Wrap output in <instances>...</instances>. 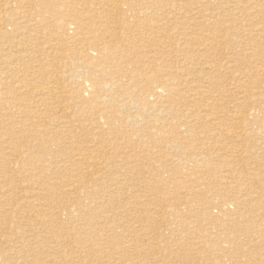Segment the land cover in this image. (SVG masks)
Wrapping results in <instances>:
<instances>
[{"label":"bare ground","instance_id":"obj_1","mask_svg":"<svg viewBox=\"0 0 264 264\" xmlns=\"http://www.w3.org/2000/svg\"><path fill=\"white\" fill-rule=\"evenodd\" d=\"M192 1L196 4L195 7H192L193 6L192 4H191L192 6L189 5ZM212 1L213 0H179L176 1L178 3H172L169 6V1L167 0H0V176L1 177L3 176L2 181L5 184L9 185L8 188L6 187L9 193L12 194L16 193L15 195H17V197H18V193L22 192V189H20L21 186H19V184L22 181V180L20 181V179H24V178L31 179L32 180L31 190L33 192L32 195L33 197H35L33 201H32L33 197L31 198V202L29 200L30 198L28 199L29 201L27 200L24 201V203L26 202L27 204L29 202L31 204L34 203L33 205L31 204L27 205L29 206V209L27 207L28 210L27 209L24 210L23 208H21L22 207L21 204L23 202L17 205L18 203L17 200H15V198L13 199V201L9 199V198H13L10 197L11 195L4 196L6 198L2 199L3 196L1 194L0 196V264H121V261L122 262L124 261L122 260L121 257L124 254H126V257L127 256L130 257L131 253L133 257L136 258L135 259L136 261L131 260V262L123 263V264H201V261L198 262L195 261L194 259L197 258L204 259L202 255H199L202 247L204 248L207 247L208 249L209 247H213V249H215L216 252L217 251L219 252V250H221L222 251L221 255L226 257L228 260V262L226 261L224 263H212V264H264V253L257 254V252L253 253V251H250L249 253L244 255V257L246 256V258H244L243 256L242 258L240 256V250H241L240 246L242 244L244 245V243H241L240 242L241 239L238 240L237 236L230 237L228 233H225L227 230L225 232L222 231L220 234H216V235L207 234V236H211V237L219 236L218 239H221L222 241V242L214 241L213 244L211 242L213 240H211L210 238H207L203 243L200 241L196 242L195 240L197 238H196L195 230L190 231V233L187 234L189 236H192L191 238L187 237L188 240L177 239L174 234L175 231L173 232V228L169 226L170 223L168 224L165 219L166 218L165 217L166 213L164 214L165 209L162 210L164 206L162 208L159 207L161 208L160 210H157L155 208L143 207L140 201L142 199L139 198L140 200L134 201V205L130 207L135 210L133 214V218H131L129 214L130 218L126 219L124 218V212H121V180L123 179L122 177L124 176V174L121 177L120 168L122 161L121 160L122 144L120 145L117 139L119 138V136H121V131H123V129H121V115L118 113L119 108L116 105V103L121 105V101H124L123 102L124 104L126 102H133L135 106L139 105L142 108L144 107V109L146 110V112H144L145 115L146 114L149 115L151 109L159 110L160 112L155 111L158 115L160 114L166 115L167 113L169 114V116L170 114L175 115V113L177 114L178 112V107H177L178 104L171 103V102H175V98H176V97H171V95L177 90V86L181 84L178 80H175L176 79L175 77L169 74L170 73L169 71H168L169 73H166L167 71H164L165 73L162 74L159 73L160 71H162V70L159 71V67L161 68V66H163V63H165L163 60H161L164 55L162 56L161 55L159 56L158 54L153 55V58L156 61L150 58L149 55H146L144 53H142L144 54L142 56H137V57L133 56L134 58H130L132 57V54L134 53L137 54V52L134 53L133 52L129 53V52L130 50H132L133 45L134 46L136 45L138 37L135 36V38L132 37L129 38L127 36L126 33L128 32L136 33L135 32L136 30L134 29L135 24L134 26H132L128 24V22L126 21L128 20V17L135 18L134 20L138 19L141 28L146 33L148 31H151L154 32L155 34H161V35H166V34L180 35L185 33L192 34L194 30H196L195 27L206 25L205 22L202 23L200 21H195V19L198 17L205 18L206 10L209 9V6L216 5V3L218 4V0H215L214 2ZM232 1L233 3L235 2L237 7L240 9V13L245 12L247 13V15H250V14H254L255 12L256 13L258 12L257 14L263 12V10L261 9L262 7H259V5H261L262 2H264V0H248L249 7L254 8V13L250 11L251 10L250 8L240 7V4L241 2H243V0H232ZM182 9L183 10L188 9L185 15L181 13ZM213 14H214V20H212ZM221 14L222 12L220 11L209 10L210 17L208 18V21H209V25H211L210 32H214L213 36L216 37L218 35L217 33H219L223 36L218 35L219 36L218 38L221 37L222 39L225 37L226 34L221 32H226V30L223 29L221 25L218 26L219 22H217V18ZM233 14H234L233 12H230L228 14V18L231 19V17L229 16ZM150 17L151 19H148ZM171 19H180V20L182 19L181 20L182 22L180 23L179 26H172ZM230 19L228 20L230 21ZM229 21H227V23ZM185 26H187V29L190 30L189 32L184 31V29H186ZM213 27L216 31H212ZM121 28H124L128 32L121 31ZM141 28L139 29L141 30ZM256 28L257 31H260L262 33L264 32V25L258 26ZM230 29L232 31L231 35L236 33L231 26L229 27V30ZM144 34L141 33V35ZM141 35L140 37L142 38ZM127 37L129 38V41L127 42L125 41L126 42L125 45H123V43L121 44V40L124 42V40ZM188 37H190V35H188ZM155 38L156 37H151V39L153 40ZM145 43L147 42L145 41ZM122 46L125 47V49L127 48L126 60L123 62L125 63L129 62L131 63V65L136 63V65H133L135 67L131 71L124 70L123 68L121 69V48H123ZM208 46L209 44L207 45V47ZM252 47H250V50L253 49ZM256 47L257 46L255 45L253 52H250V54L248 53L249 55H252L251 57H254ZM210 50H211L210 48H207L206 51L208 52L206 53L207 55L209 54L211 58L212 57L219 58L220 56H223V52L221 54L220 51L218 52V51H212V50L210 51ZM230 51L232 50L230 49ZM174 52H176V50ZM160 53H164V51L161 50ZM200 57L201 56H199V58ZM173 58L175 60V57ZM223 59L225 61H223L222 64H217L216 62L215 64L208 61L206 62L203 61L205 63L204 65H202L203 63L202 64L200 63L203 66L201 73H203L204 75V73L207 72L206 74L209 75L208 79L210 78V80H213V82L211 81L212 85H215L213 84L215 83L214 82L215 79L222 77L226 74L227 71L225 73L222 72L223 67L235 66L240 71L241 68V61L239 62L240 59L237 60L238 63L236 62V64L233 65L229 64L230 62L228 56H225ZM151 62H155L157 68L154 69L151 68L152 67ZM256 67L258 68L259 66L253 65L249 68V70L252 71V76L255 77L256 74L254 75L253 72L256 73V71H259L258 73H262L264 75V68L260 69L259 67L258 70ZM174 68L176 69V67ZM192 68L189 69L194 70ZM154 70H156L155 74L150 73V71H154ZM182 71L183 73H181ZM184 71L186 70H182V69L178 70L177 75L187 76V72ZM197 72L198 71L194 73ZM201 73L198 72L199 75ZM236 75L235 74L232 75L234 81L236 80L237 77ZM125 79H129L130 81H133L135 84L140 83L141 81H145L146 84L144 86L136 87L135 91H131L128 94H122L121 89L123 87L124 84L123 81ZM202 79L205 80L204 78ZM251 80L252 78L250 79V81ZM257 80L258 79H256V81ZM190 81H192V78ZM252 81L254 82V80ZM206 88L207 87H205V89ZM196 89L198 90V87ZM237 90L236 92L240 91V89L238 91ZM260 90L263 91V89ZM180 91L181 89H179L178 92ZM212 91L209 90L203 92V96H205L204 95L205 93H209V95L207 94L208 95L207 103L205 101L203 103H206L207 108H211L213 110L212 112H208V111L206 112L204 111L205 113L202 112L203 115L200 116V118H202L200 120H204V122H208L210 119H212L211 121H213V119L215 121L216 119H220V115H218V113L214 111L215 107H217L218 105L217 103L219 102V97L218 95L216 96L215 94H213ZM196 93L198 94L199 92L196 91ZM221 94H223V92ZM193 95L196 94L193 93ZM258 95L256 94L255 95L256 98H254L252 94L251 95L248 94L246 98H248V100L250 101L258 100L256 102L261 103V100H259L260 97L257 98ZM187 96L188 99H191L193 97L191 95H187ZM194 98L196 100L197 99L202 100V97L201 98L194 97ZM221 98L223 99L222 96ZM246 98L243 100H246ZM152 99H154L156 103L155 102L153 103ZM67 102L70 104V106L74 104L73 111L69 112L67 110L68 109L66 107ZM168 102H170L169 105H166ZM159 103H161V105H158ZM240 104H242V102ZM112 105H114L116 108L112 107ZM257 106H255V108ZM262 109L263 110L260 111V114H256V111L255 113H253V111L249 112V116H252V118L251 120H249L248 123L246 122V117L248 116L246 114L241 116L242 120L241 119L240 120H241V124L243 125V130L241 131L237 130L238 125L236 126L232 122L233 126L234 125L236 126V129L235 130L232 129L233 130L232 132L230 131L231 137H233L235 140L238 141L239 138H241L244 140L243 142H245L247 141V139L253 138L255 136H257L258 138L259 136H262V134L258 136V132L254 131L256 127L257 128L260 127V130L261 128H263L262 131L264 130V116H263L264 107ZM245 110H249V109H245ZM237 111H239L240 113V110L237 109ZM197 112L199 111H196V113ZM246 112L248 114V111ZM181 115L183 120L186 118L184 120L185 122L184 124L180 125V122L183 121V120L181 121V117H180V119L178 118L179 121L177 120L178 122L176 123V125H174L175 123L174 124L171 123L170 126L167 128V125L165 124L166 122L164 123L163 121L157 119L155 122L153 121L154 123H152V127L156 126L155 124H158L157 121H159L161 124H159V127L156 126L157 131L160 133L168 131V134L171 136L172 139L176 137L175 136L176 134L177 135L180 133L182 134L183 131L179 130L180 127L182 126L184 127V131H186L187 133L192 131L194 132V130H192V127L190 128V124L197 122V118H195L197 117V115L191 112L182 113ZM167 117L165 116V118ZM165 120L166 119H164V121ZM86 122H88V124ZM246 128L252 130L249 131ZM152 129L151 131H153ZM188 129H191V131H189ZM244 129H246V132ZM105 130L109 131V133H106ZM216 130L220 131L218 129ZM105 134H107L108 138L105 137ZM108 134L110 136L113 135L114 139L113 138L111 139V137ZM215 135L217 136L218 133ZM198 137L199 139L195 138V140L197 141L201 140L200 134ZM218 138L220 137L218 136ZM153 139L151 138L150 140V142L153 141L152 144L149 142V144L146 145L145 143L148 140L146 141L145 139H139V141H137L139 149H141L140 150L141 152L139 153L137 152V156L141 155V153L144 152L145 149H147L144 146L146 147L154 146L155 148V146L158 145L157 143L154 142L155 140ZM28 140L30 143L27 144L26 142ZM130 141H132L131 138ZM173 141L175 140L173 139ZM225 141L223 142L225 143ZM229 141H231L230 138ZM231 142H233V140ZM128 143H130L131 145L132 142H128ZM169 143H170V148L175 147L177 145V144H173L171 140L169 141ZM194 143L196 144V142ZM252 143L250 144L253 145ZM242 144L241 147L243 146ZM184 145L185 143L183 144V146ZM213 147H215V145ZM260 147H262V145L261 146L259 145V148L258 147L256 148L260 149ZM208 149L209 148H207L206 151ZM227 149L229 150L230 148ZM161 150H163V148ZM238 150L239 149H237L236 150L237 152L236 151L235 152L237 156L240 157V155L242 154L238 153ZM170 151H173V149H171ZM199 151H202V149H200ZM241 151L244 152L245 150H241ZM154 153L156 152L154 151ZM164 153H166V151ZM232 154L235 155L234 152H232ZM141 156L142 158L146 157V154L143 153V155ZM219 157H222V154ZM249 158L250 157H248V159ZM177 160L179 161V159ZM186 160L187 159H185V161ZM210 160L212 161V163H214L213 159ZM136 162H137V158H136ZM237 162H239V159ZM130 165H131V161H130ZM134 165L140 167V165L138 164H134ZM124 166L126 165L124 164ZM142 168H145V166ZM250 169H256L257 171V168H250ZM206 170L208 171L207 167ZM224 172H226L227 174L226 180L223 181L224 184L226 185V187L230 188L235 194H239V195L234 196L233 199L229 197L227 199L223 198L222 200L220 199L221 201L218 202L207 200L205 198L204 201L206 203L216 204V205L219 204L221 206L222 205L225 206L224 209L226 210V212L223 210L219 211L222 213L216 217L209 216L210 212H204V213H206L210 219L215 221V225H220L221 229L223 228L225 229L227 225H231V226L233 225L235 227V230H247L250 228H254L255 229V230L253 229L254 239H252V241L254 244L259 246L262 245L263 247L264 226H259V224L256 223L257 217L261 219L264 217V211L261 210L262 207L257 206L260 201L262 202L264 201V177L262 176L263 174L259 178L258 174H256L255 176V174L251 175V173H249L246 178L243 177L245 178L243 183L236 182L235 184H233V182L227 180V178L229 179V176L231 178H234L235 176L232 173L231 169L230 170L227 169ZM197 174L195 175L196 176L195 180L202 182L203 179L201 180L200 176H197ZM228 174L230 175L228 176ZM149 179L150 178L148 177V180ZM17 180L20 181L19 184H16ZM163 181L165 182V180ZM210 182H211V186L214 185V182L213 183L212 181ZM258 182L262 183L259 186L257 185L259 190H252L250 188L251 185L257 184ZM160 183H162V181ZM202 183H205V181ZM141 184L143 183L141 182ZM220 187L222 188V186ZM153 188L154 187H152V189ZM126 190L123 189L122 191H126ZM246 191L249 193H247ZM186 193H187V197H184L185 198L184 202H190L191 204L192 198L190 197L189 192ZM186 193L184 192L183 194ZM172 194H174V192ZM198 195L201 196L202 191L201 193L198 192ZM244 195H246L247 197H244ZM162 198L164 200L165 197L162 196ZM157 200L159 199L157 198ZM244 201H247V203H243ZM151 204L153 205V203ZM243 204L244 205L247 204V206L249 204L250 205L249 210L254 214L247 217L245 216V219L243 218V221L248 220L249 222L248 224L240 222V219L243 214V211L241 209L243 208L242 207ZM12 206L15 207L13 208ZM187 206H191V205H187ZM235 214L236 216L238 215V218L234 217ZM220 216L222 218H220ZM222 219H227L229 223H224ZM125 221H129L127 225H124ZM149 221L155 223V225L148 224ZM135 222H138L139 225H136ZM187 227L185 228L190 229L189 227L188 228ZM193 238L196 239L192 240ZM252 241H249V243H252ZM230 246H232V248ZM223 247H227L228 249H223ZM189 248H191L193 252H188ZM202 264H209V263L206 261V263L204 262Z\"/></svg>","mask_w":264,"mask_h":264},{"label":"rangeland","instance_id":"obj_2","mask_svg":"<svg viewBox=\"0 0 264 264\" xmlns=\"http://www.w3.org/2000/svg\"><path fill=\"white\" fill-rule=\"evenodd\" d=\"M169 1V6L170 4L172 3H178L176 1H179V0H167ZM215 0H213L212 2H214ZM220 1V2H219ZM225 1V2H224ZM218 0V4L216 3V5H211L209 6V9L206 10V16L205 18H201V17H198L195 19V21H200V22H205L206 25L203 26L201 25L200 27H195L196 30H194V32L192 34H180V35H169V34H166V35H161V34H155L154 32H151V31H148L147 33L141 28L140 24H139V20L136 19L134 20L135 18H130L128 17V20L126 22H128V24L134 26L135 24V32H128L127 30H125L124 28H121V31H127L128 33L127 36L129 38H135V36L138 37V40L136 42V45L134 46L133 45V48L132 50H130L129 53L131 52H137L132 54V57L130 58H134V57H137V56H142L144 54L146 55H149L150 58H152L153 60H155L153 58V55H164L162 57L161 60H163L165 63H163V66H161V68L159 67V73L162 74V73H165L164 71H167L166 73H169L171 74V76L175 77L176 79L175 80H178L181 84L177 86V90L172 93L171 97H176L175 98V102H171V103H177V107H178V112L177 114L175 113L174 114H169L165 113L166 115L164 114H160L158 115L156 112H160L159 110H153L151 109L150 112H149V115H145L144 112H146V110L144 109V107L142 108L141 106L139 105H134L133 102H126L125 104L123 103L124 101H121V105L116 103V105L118 106L119 110H118V113L121 115V129H123V131H121V136L122 138H118L117 141L120 143V145L122 144L124 146L121 145V177L123 179L121 180V212H124V218L126 219H129L130 217L133 218V214H134V209L130 208L132 205H134V201L136 200H140L139 198H141L142 200L141 201V205L143 207H149V208H155L157 210H160L163 206V209L164 210V214L166 213V221L167 223L169 224V226H171L173 228V232L175 234V237L179 240L181 239H187L188 238H191L192 236H189L187 234L190 233V231H194L195 230V233H196V240L193 238L192 240H195L196 242L197 241H200V242H204L207 238H210L213 244V242H219L221 241V239H218L219 236H216V237H211V236H207V234H211V235H216V234H220L222 231L226 232L225 233H228V235L230 237L232 236H237L238 240H240L241 243H244V245L242 244L240 246L241 250H240V256L244 257V255H246L247 253H249L250 251H253V253H264L262 251H264V249H261V248H264V246L262 247L259 246V245H256L253 243L252 239H254L253 237V232H254V228H250V229H247V230H235V227L232 225H227V227H225V229H221V226L220 225H215V221H213L212 219H210L208 217V215L204 212H210L209 216H218L220 215L222 212H219V211H225L226 210L224 209L225 206H221L219 204H210V203H206L204 200L205 198L207 200H211V201H221L223 198L224 199H227L228 197L229 198H234V196H238L239 194H235L230 188L226 187V185L224 184V180H226V177H227V174L226 172H224L225 170H230L232 171V173L235 175L234 178H231L229 176V179L227 178V180L233 182V184H235L236 182H241L243 183V181L245 180V178L248 176L249 173H251V175L255 174H258V177L260 178L261 175L264 177V130L262 131L263 128H261L260 130V127H256L255 128V132H258V136L262 134V136H259V138L257 136L253 137V138H250V139H247V141L243 142L244 140L239 138V141L238 140H235L233 137H231V132L233 130L236 129V126L238 125V128L237 130H243V125L241 124V116H243L244 114H246L248 117H246V122L248 123L249 120H251L252 116H249V112H252L255 113L256 111V114H260V111H262L263 107H264V75L262 73H258L259 71H256V73L253 72V74L255 75V77L252 76V71L249 70V68L253 65L255 66H259L260 69L261 68H264V32H260V31H257L256 27L258 26H263L264 24V2H262L261 5H259V7H262L261 9L263 10V12H260L259 14H257L256 12L254 13V8L253 7H249V3H248V0H243V2H241L240 4V7L243 8V7H246V8H250L251 12H253L254 14H250V15H247V13L243 12V13H240V9L237 7V5L235 4V2L233 3V1L231 0ZM231 2V3H230ZM233 3V4H232ZM193 6H192V5ZM190 6L192 7H195L196 4L192 1L190 4ZM230 7V8H229ZM232 7V8H231ZM236 7V8H235ZM258 7V8H259ZM215 8V9H214ZM223 8V9H221ZM228 10H227V9ZM188 9H182L181 13L183 15L186 14V11ZM209 10H216V11H220L222 12V14L217 18V22H219V25H221V27L223 29L226 30V32H221V33H225V37L221 39L218 38L220 36H223L217 32L218 35L215 37L213 36V33L214 32H210L211 31V25H209V21H208V18L210 17L209 15ZM233 10V11H232ZM257 10V9H256ZM230 12H233L234 14L229 16L231 17L228 18V14ZM239 14V16H238ZM253 15V16H252ZM257 15V16H256ZM236 16V17H234ZM246 16V17H245ZM248 16V17H247ZM152 17V16H151ZM148 18V19H151ZM251 17V18H250ZM258 17V19H257ZM222 20H220V19ZM260 18V19H259ZM201 19V20H199ZM230 19V21L228 20ZM172 20V26H179L180 23L182 22L180 19H171ZM214 20V14H213V19ZM227 21H229L227 23ZM238 21V22H237ZM135 22V23H134ZM261 22V23H260ZM201 23V24H202ZM258 24V25H257ZM139 25V27H138ZM137 26V27H136ZM195 26V25H194ZM232 27L234 29V31L236 33H234L233 35L232 34V31L231 29L229 30V27ZM248 26V27H247ZM186 29H184L185 32H189L190 30L187 29V26H185ZM243 27V28H242ZM245 27V28H244ZM141 28V30L139 29ZM205 28V29H204ZM255 28V30H254ZM198 29V30H197ZM247 29V30H246ZM143 31V32H141ZM212 31H216L214 29V27L212 28ZM141 32L142 34L144 35H141ZM205 32V33H204ZM256 32V33H255ZM138 33V34H137ZM154 33V34H153ZM202 36H201V34ZM139 35V36H138ZM140 35L142 36V38L140 37ZM173 35V36H172ZM188 35H190V37H188ZM212 35V36H210ZM149 36V37H148ZM171 36V37H170ZM181 36V37H179ZM209 36V37H208ZM241 36V37H240ZM252 36V37H251ZM127 37V38H128ZM151 37H156L154 40L151 39ZM159 39H158V38ZM167 37V38H166ZM206 37V38H205ZM208 37V38H207ZM237 39H236V38ZM259 37V38H258ZM125 39L124 42L121 40V44L123 43V45L126 44L127 41H129V38L128 39ZM140 38V39H139ZM163 38V39H162ZM174 38V39H173ZM186 38V39H185ZM193 38V40H192ZM205 38V39H204ZM258 38V39H257ZM262 38V39H260ZM142 39V40H141ZM173 39V40H172ZM184 39V40H183ZM217 39V40H216ZM222 42H221V40ZM241 39V40H240ZM147 43H145V41ZM157 40V41H156ZM165 40V41H164ZM200 40V41H199ZM231 40V41H230ZM247 40V41H246ZM253 40V41H252ZM126 41V42H125ZM149 41V42H148ZM156 41V42H155ZM172 41V42H171ZM190 41V42H189ZM207 41V42H206ZM241 41V42H240ZM166 42V43H165ZM189 42V43H188ZM206 42V43H205ZM218 42V43H217ZM142 43V44H141ZM168 43V44H167ZM239 43V44H238ZM244 43V44H243ZM138 44V45H137ZM170 44V45H169ZM175 44V46H174ZM193 44V45H192ZM199 44V45H198ZM209 44V46L207 47V45ZM263 44V45H262ZM140 45V46H139ZM143 45V46H142ZM180 45V46H179ZM188 45V47H187ZM223 45V46H222ZM255 45L257 46L256 49H255V54H254V57H251L252 55H249L250 52H253L254 50V47ZM154 46V47H153ZM159 46V47H158ZM163 46V47H162ZM192 46V47H191ZM203 46V47H201ZM206 46V47H205ZM217 46V47H216ZM231 46V47H230ZM252 47L253 49L250 50V47ZM123 47V46H122ZM139 49H137V48ZM157 47V48H156ZM162 47V48H161ZM168 47V48H167ZM233 47V48H232ZM249 47V48H248ZM181 50H180V49ZM198 48V50H197ZM207 48H210L212 51H220L221 54L223 52V56H220L219 58H211L209 56V54L207 55L206 52V49ZM214 50H213V49ZM221 48V49H220ZM148 49V50H146ZM172 49V50H171ZM184 49V50H183ZM230 49L232 51H230ZM242 49V50H241ZM249 51H247V50ZM126 50L127 48L125 49V47L121 48V69L123 68L124 70H133V68L135 66L133 65H136L133 64L131 65V63L129 62H123L126 60ZM139 53H138V51ZM163 50L164 53H160V51ZM169 50V51H168ZM176 50V52H174ZM180 50V51H179ZM210 50V51H211ZM234 50V51H233ZM262 50V52H261ZM152 51V52H151ZM157 53H156V52ZM167 51V52H166ZM195 51V52H194ZM203 51V52H201ZM154 52V53H153ZM194 52V53H193ZM199 52V53H198ZM227 52V53H226ZM235 52V53H234ZM144 53V54H142ZM171 53V54H170ZM185 53V54H184ZM230 53V54H228ZM249 53V54H248ZM177 54V55H176ZM188 54V55H186ZM195 54V55H194ZM204 54V55H203ZM226 54V55H225ZM239 54V55H238ZM248 54V55H247ZM262 54V55H261ZM125 55V56H124ZM176 55V56H175ZM134 56V57H133ZM181 56V57H180ZM185 56V57H183ZM198 56V57H197ZM199 56H201L199 58ZM225 56H228L229 57V64H236V62L238 63L237 60H239V62L241 61V68H240V71L237 67H223L222 69V72H226V74L222 77H219L217 79H215V85H212L211 84V81L213 82V80H210V78L208 79V76L206 73H201L202 72V68L206 61L208 62H212V63H217V64H222L223 61H225L223 58ZM235 56V57H234ZM172 57V58H171ZM175 57V60L174 58ZM179 57V58H177ZM192 57V58H191ZM194 57V58H193ZM251 57V58H249ZM189 58V59H188ZM206 58V59H205ZM210 58V59H209ZM234 58V59H233ZM243 58V59H242ZM172 59V60H171ZM192 59V60H191ZM197 59V60H196ZM200 59V60H199ZM261 59V60H260ZM185 60V61H183ZM194 60V61H193ZM213 60V61H211ZM227 60V59H226ZM260 60V61H259ZM156 61V60H155ZM171 61V62H170ZM181 61V62H179ZM193 61V62H192ZM204 61V62H203ZM235 61V62H234ZM158 62V60H157ZM169 62V63H168ZM219 62V63H218ZM248 62V63H247ZM255 62V63H254ZM125 63V64H124ZM190 63V64H189ZM192 63V64H191ZM198 63V64H197ZM202 65H201V64ZM215 63V64H216ZM151 68H157V65L155 64V62H151ZM165 64V65H164ZM184 66H183V65ZM188 64V65H187ZM194 64V65H193ZM171 65V66H170ZM192 65V66H191ZM196 65V66H195ZM173 66V67H172ZM180 66V67H178ZM164 69H163V68ZM172 67V68H171ZM176 67V69L174 68ZM188 67V68H187ZM194 67V68H192ZM259 67L257 68L259 70ZM171 68V69H170ZM186 70L184 72H187V76L186 75H177V71L178 70ZM189 68H192L194 70H190ZM233 68V69H232ZM189 69V70H188ZM256 70V69H255ZM169 71V72H168ZM198 71L199 73H201L200 75L197 73H194V72ZM125 72V71H124ZM156 70L154 71H150V73H154L155 74ZM176 72V73H175ZM189 72V73H188ZM183 73V71L181 72ZM258 73V74H257ZM233 74H237L236 76V80L234 81V79L232 78V75ZM241 74V75H240ZM193 75V76H191ZM196 75V76H195ZM178 76V77H177ZM187 77V78H186ZM204 78L205 80H203L202 78ZM229 77V78H228ZM242 79H241V78ZM247 77V79H246ZM257 77V78H256ZM263 77V78H262ZM192 78V81H190ZM207 78V79H206ZM215 78V77H214ZM221 78V79H220ZM240 78V79H239ZM252 78V80H254V82L250 79ZM196 81H194V80ZM249 79V80H248ZM256 79H258L256 81ZM218 80V81H217ZM247 80V81H245ZM129 79H125L123 82V87L121 89V93L122 94H128L129 92L131 91H135L136 87H139V86H144L146 84L145 81H141L140 83H137L135 84L133 81H130ZM184 81V82H183ZM202 83H200V82ZM210 81V82H209ZM243 81V82H242ZM245 81V82H244ZM249 82V83H248ZM262 82V83H261ZM204 83V84H203ZM209 83V84H208ZM228 83V85H227ZM259 85H258V84ZM190 84V85H188ZM211 84V85H210ZM257 84V85H256ZM125 85V86H124ZM185 85V87H184ZM231 85V86H230ZM235 85V86H234ZM249 85V86H248ZM189 86V87H187ZM194 86V87H193ZM198 87V90L195 88ZM207 87L205 89V87ZM215 86V87H214ZM234 86V87H233ZM248 86V87H247ZM183 87V88H182ZM191 87V88H190ZM222 87V88H221ZM226 87V88H225ZM238 90L240 89L239 92H236L237 88ZM250 87V88H249ZM214 88V90H213ZM219 88V90H218ZM229 88V89H228ZM236 88V89H235ZM243 88V89H241ZM258 88V89H257ZM132 89V90H131ZM179 89H181L180 92ZM189 89V90H188ZM191 89V90H190ZM205 89V90H204ZM212 91L213 94H215L216 96L218 95L219 97V102L217 103V107H215L214 111L218 113V115H220V119H216V121L213 119V121H211L212 119H210L208 122H204V120H200L202 118H200V116L203 115V113H205L206 111L208 112H212L213 110L211 108H207L206 107V103H207V99H208V95L209 93H205L204 95L206 96H203V92L205 91ZM227 89V90H226ZM232 89V90H231ZM252 89V90H251ZM254 89V90H253ZM260 89H263L260 90ZM237 90V91H238ZM243 90V91H242ZM250 92H248V91ZM192 91V92H191ZM199 92L198 94L196 93ZM202 91V92H201ZM246 91V92H244ZM177 92V93H176ZM223 92V94H221ZM226 92V93H225ZM243 92V93H242ZM191 93V94H190ZM193 93H195L196 95H193ZM217 93V94H216ZM242 93V94H241ZM247 95H246V94ZM263 93V94H262ZM175 94V95H174ZM186 94V95H185ZM208 94V95H207ZM241 94V95H239ZM251 95L256 98V94L258 95L259 100H261V103H258L256 101L258 100H255V101H250L248 100V98H246L247 96ZM178 95V96H176ZM187 95H191L193 96L191 99H188V96ZM200 95V97H199ZM246 95V97H245ZM221 96L223 97V99L221 98ZM238 96V97H237ZM194 97H198V98H201L202 97V100H199V99H195ZM243 97V98H242ZM123 98V97H121ZM187 98V99H185ZM221 98V99H220ZM241 100H240V99ZM246 100H243L245 99ZM195 101H193V100ZM181 100V101H180ZM185 100V101H184ZM237 102H236V101ZM153 103L155 102L154 99H152ZM199 101V102H198ZM206 102V103H203V102ZM228 101V102H226ZM247 101V102H246ZM69 102V101H68ZM67 102V110L69 112L73 111L74 110V104H72V106H70V104ZM182 102V103H181ZM235 102V103H234ZM242 102V104H240ZM250 102V103H249ZM260 102V101H259ZM156 103V102H155ZM170 102H168L166 105H169ZM259 106H257L256 105ZM123 104V105H122ZM129 104V105H128ZM131 104V105H130ZM134 106H133V105ZM231 104V105H230ZM128 105V106H127ZM158 105H161V103H159ZM183 105V106H182ZM186 105V106H185ZM234 107H233V106ZM240 105V106H239ZM242 105V106H241ZM245 107H244V106ZM248 105V106H247ZM127 106V107H126ZM205 106V107H204ZM222 106V107H221ZM227 106V107H226ZM229 106V107H228ZM236 106V107H235ZM255 106H257L255 108ZM112 107L116 108L114 105H112ZM133 107V108H132ZM184 107V108H183ZM191 107V108H190ZM193 107V108H192ZM247 107V108H246ZM249 107V108H248ZM133 110H132V109ZM136 108V109H135ZM180 108V109H179ZM183 108V109H182ZM235 108V109H234ZM259 108V109H258ZM126 109V110H125ZM140 109V110H139ZM199 111L196 113V111ZM210 109V110H208ZM240 110V113L239 111ZM245 109H249V110H245ZM254 109V110H253ZM194 110V111H193ZM219 110V111H217ZM234 110V111H233ZM237 112H236V111ZM244 110V111H243ZM122 111V112H121ZM125 111V112H124ZM154 111V112H153ZM156 111V112H155ZM180 111V112H179ZM183 111V112H182ZM201 111V112H200ZM205 111V112H204ZM232 111V112H231ZM248 111V114L247 112ZM124 112V114H123ZM134 114H132V113ZM137 112V113H136ZM187 112H191V113H195V115H197V122L196 123H191L190 124V128L192 127V130H194L193 134L192 132H189L191 131V129H188L189 133H187L186 131H184V127H180V131H183L182 134H176L173 139L175 141H173V139L171 138V136L168 134V131H165L163 133H160L157 131V127H159V124H161L159 121H157L158 124H155L156 126L152 127V123H154L157 119H159L160 121H163L166 125H167V128L170 126V124H174L176 125V123L179 121L180 117L182 116L181 114L182 113H187ZM203 112V113H202ZM222 114H221V113ZM234 112V113H233ZM243 112V113H242ZM140 113V114H139ZM180 113V114H178ZM224 113H227V114H224ZM232 113V114H231ZM240 115V118H239V115ZM157 114V116H156ZM199 114V115H198ZM174 115V116H173ZM177 115V116H176ZM228 115V116H227ZM236 115V116H235ZM142 116V118H141ZM147 116V117H146ZM161 116V117H160ZM165 116L167 118H165ZM264 116V115H263ZM96 117V116H95ZM164 117V118H162ZM233 117V118H232ZM237 117V118H236ZM137 118V119H135ZM161 118V119H160ZM171 118H172V121H171ZM179 118V119H178ZM163 119V120H162ZM164 119H166L164 121ZM170 119V120H169ZM186 119V118H185ZM184 119V120H185ZM228 119V120H227ZM241 119V120H240ZM124 120V122H123ZM135 122H134V121ZM178 120V121H177ZM182 117H181V121H182ZM184 120L182 122H180V125L181 124H184ZM189 120V119H188ZM226 122H225V121ZM154 121V122H153ZM168 121V122H167ZM176 121V122H175ZM196 121V119H195ZM202 121V122H201ZM225 123H224V122ZM239 121H240V124H239ZM137 122V123H136ZM202 124H200V123ZM235 124L233 126V124ZM238 124H237V123ZM88 124V122H86ZM127 123V124H126ZM131 123V124H130ZM198 123V124H197ZM147 124V125H146ZM209 124V126H208ZM213 124V125H211ZM129 125V126H128ZM141 127H139V126ZM197 125V127H196ZM204 125V126H203ZM217 125V126H216ZM242 125V126H241ZM207 126V127H206ZM216 126V128H215ZM225 126V127H224ZM221 127V128H220ZM63 128V127H62ZM149 128V129H148ZM153 128V129H152ZM188 128V127H187ZM220 128V129H219ZM61 129V128H60ZM151 129L153 131H151ZM183 129V130H182ZM216 129L220 130V131H217ZM233 129V130H232ZM247 130H249L248 128H246ZM246 129L245 132H246ZM62 130V129H61ZM131 130V131H130ZM210 130V131H208ZM216 130V131H215ZM222 130V131H221ZM227 130V131H226ZM252 130V129H251ZM249 130V131H251ZM257 130V131H256ZM150 131V132H149ZM157 131V132H155ZM207 131V132H205ZM225 131V132H224ZM231 131V132H230ZM106 133H109V131L105 130ZM137 132V133H136ZM196 132V133H195ZM214 132V133H213ZM223 132V133H222ZM262 132V133H261ZM125 133V134H124ZM127 133V134H126ZM148 133V134H147ZM203 133V134H202ZM205 133V134H204ZM218 135L216 136L215 134ZM134 134V135H132ZM136 134V135H135ZM161 134V135H159ZM189 134V135H187ZM199 134H200V139L201 140H195L196 139H199ZM109 135V134H108ZM212 135V137H211ZM215 135V136H214ZM224 135V137H223ZM227 135V136H226ZM229 135V136H228ZM110 136V135H109ZM152 136V137H151ZM192 136V138H191ZM205 136V137H204ZM208 136V137H206ZM218 136L220 138H218ZM105 137L108 138L107 134H105ZM111 139L113 138V135L110 136ZM126 139H125V138ZM128 137V138H127ZM150 137V138H149ZM161 137V138H160ZM168 139H167V138ZM261 137V138H260ZM130 138L132 141H130ZM151 138L153 140H155L154 142L157 143L158 147L155 146H144L145 148V151L141 153V155H143V153L146 154V157H143L141 155H138L137 156V152H141L139 149V146H138V143L137 141H139V139H145L146 144H149ZM166 138V139H164ZM171 138V139H170ZM203 138H206V139H203ZM210 138V139H208ZM216 138V139H214ZM229 138L231 139V141L233 140V142L229 141ZM258 138V139H257ZM114 139V138H113ZM125 139V140H123ZM160 139V140H159ZM173 142V144H177L175 147H171L170 148V143L169 141L170 140ZM177 139V140H176ZM180 139V140H179ZM182 139V140H181ZM192 139V141H191ZM208 139V140H207ZM219 139V140H218ZM226 139V141H225ZM252 139V141H251ZM257 139V140H255ZM135 140V141H133ZM215 140V141H214ZM218 140V141H217ZM228 140V141H227ZM241 140V141H240ZM255 140V141H254ZM263 140V141H261ZM189 141V142H188ZM191 141V142H190ZM215 143H214V142ZM225 141V143L223 142ZM254 141V142H253ZM128 142H132L131 145L130 143ZM153 141H151L150 143L152 144ZM159 142V143H158ZM164 142V144H163ZM175 142V143H174ZM189 144H187V143ZM196 142V144L194 143ZM201 142V143H200ZM207 142V144H206ZM218 142V143H216ZM220 142V143H219ZM243 142V144H242ZM253 142V143H252ZM258 145H257V143ZM262 142V143H261ZM27 144L30 143L29 140L26 142ZM162 143V144H160ZM185 143V145L183 146V144ZM209 143V144H208ZM228 143H231V144H228ZM243 145L241 147V144ZM250 143H252L253 145H251ZM255 143V144H254ZM261 143V144H259ZM134 144V145H133ZM167 144V145H166ZM181 144V145H180ZM194 144V145H192ZM200 144V146H199ZM202 144V145H201ZM215 147H213L212 145ZM223 144V145H222ZM127 145V146H125ZM205 145V146H204ZM221 145V146H220ZM226 145H227V148H230L229 150L226 148ZM229 145V146H228ZM235 145V146H234ZM250 145V146H248ZM259 145L262 147L259 148ZM135 148H134V147ZM137 146V148H136ZM193 146V147H192ZM232 146V147H231ZM234 146V148H233ZM258 148H256V147ZM130 147V148H128ZM151 147V148H150ZM157 147V149H156ZM163 150H161L162 148ZM205 147V148H204ZM222 147V148H221ZM237 147V148H236ZM249 147V148H248ZM127 148V149H126ZM169 150H168V149ZM185 148V149H184ZM209 148L207 151L206 149ZM219 150H217V149ZM225 148V149H224ZM238 150V153H241L242 155H240V157L237 156L236 154V150ZM240 148H243V149H240ZM245 148V149H244ZM247 148V149H246ZM133 149V150H132ZM135 149V150H134ZM171 149H173V151H170ZM200 149H202V151H199ZM166 153H164L165 151ZM212 150V151H211ZM230 150H231V153H230ZM241 150H245L244 152L241 151ZM248 150V151H247ZM263 150V151H262ZM133 153H131V152ZM136 151V153H135ZM154 151L156 153H154ZM195 151V152H194ZM204 151V152H203ZM211 151V152H210ZM221 151V152H220ZM236 151V152H235ZM128 152V153H127ZM131 154H130V153ZM153 152V153H152ZM168 152V153H167ZM192 152V153H191ZM232 152L235 153L232 154ZM243 152V153H242ZM252 152V154H251ZM255 152V153H254ZM263 154H262V153ZM125 153V155H124ZM179 153V154H178ZM205 153V154H204ZM230 153V154H229ZM257 153V155H256ZM129 154V155H128ZM198 154V155H196ZM207 154V155H206ZM219 154V155H218ZM222 154V157H219L220 155ZM135 155V156H133ZM152 155V156H151ZM162 155V157H161ZM178 155V157H177ZM210 155V156H209ZM224 155V156H223ZM150 156V157H149ZM160 156V157H159ZM181 156V157H179ZM198 156V157H197ZM200 156V157H199ZM233 156V157H232ZM235 156V157H234ZM260 156V157H259ZM129 157V158H128ZM133 157V158H132ZM141 157V158H139ZM174 157V158H173ZM186 157V158H185ZM202 157V158H201ZM217 157V158H216ZM224 157V158H223ZM248 157H250L248 159ZM259 157V158H258ZM135 158V159H134ZM136 158H137V162H136ZM171 158V159H170ZM173 158V159H172ZM179 159V161L177 159ZM191 158V159H190ZM206 158V159H205ZM218 158H222L221 160L218 159ZM147 159V160H145ZM162 159V160H161ZM170 159V160H169ZM185 159H187L185 161ZM210 159H213V162L210 160ZM239 159V162H237ZM247 159V160H246ZM256 159V160H255ZM258 159V160H257ZM7 160V159H6ZM177 160V161H175ZM184 160V161H183ZM235 160V161H234ZM237 160V161H236ZM127 161V162H126ZM129 161V163H128ZM130 161H131V165H130ZM149 161V162H147ZM151 161V162H150ZM190 161V162H189ZM208 161V162H207ZM126 162V163H125ZM158 162V163H157ZM193 162V163H192ZM234 162V163H233ZM133 163V165H132ZM161 163V164H160ZM180 163V164H178ZM206 163V164H205ZM239 163V164H238ZM252 163V165H251ZM124 164L126 166H124ZM134 164H138L140 165L137 166V165H134ZM147 164V165H146ZM177 164V165H176ZM187 164V165H186ZM208 164V165H207ZM254 164V165H253ZM123 165V166H122ZM142 165V166H141ZM158 165V167H157ZM171 165V166H170ZM183 165V166H182ZM243 165V167H242ZM249 165V166H247ZM259 165V166H258ZM132 168H131V167ZM134 166V167H133ZM137 166V167H136ZM145 168H142L144 167ZM175 166V167H174ZM202 166V167H201ZM209 166V167H208ZM238 166V167H237ZM177 167V168H176ZM192 167V168H191ZM206 167L208 168V171L206 170ZM218 167V168H217ZM229 167V168H228ZM257 168V171L256 169H250V168ZM138 168V169H137ZM140 168V169H139ZM186 168V169H185ZM188 168V169H187ZM196 168V169H195ZM201 168V169H200ZM224 168V169H223ZM240 168V169H239ZM244 168V169H243ZM260 168V169H259ZM128 169V170H127ZM137 169V170H136ZM166 169V170H165ZM179 169V170H178ZM210 169V170H209ZM222 169V170H220ZM249 169V170H248ZM127 170V171H126ZM178 170V171H177ZM201 170V172H200ZM220 170V171H219ZM241 170V171H240ZM246 170V171H245ZM251 170V171H250ZM254 170V171H253ZM140 171V173H139ZM169 171V172H168ZM192 171V172H191ZM214 171V172H213ZM219 171V172H218ZM124 172V173H123ZM128 172V173H126ZM132 174H131V173ZM145 172V173H144ZM203 172V173H202ZM210 172V173H209ZM222 172V173H221ZM245 172V174H244ZM253 172V173H252ZM198 173V174H197ZM145 174V175H144ZM149 174V175H148ZM180 174V175H178ZM197 176H200L201 180L203 179L205 181V183H202L204 182L202 180V182L200 181H196L195 178H196V175ZM225 174V175H224ZM126 175V176H125ZM137 175V176H135ZM139 175V176H138ZM144 175V176H143ZM173 175V176H172ZM187 175V176H186ZM208 175V176H207ZM218 175V176H217ZM237 175V176H236ZM260 175V176H259ZM129 176V177H128ZM176 176V177H175ZM186 176V177H185ZM189 176V177H188ZM250 176V175H249ZM148 177L150 178L148 180ZM167 177V178H166ZM210 177V178H209ZM216 177V179H215ZM218 177V178H217ZM239 177V178H238ZM245 177V178H243ZM185 180H184V179ZM224 178V179H222ZM231 178V180H230ZM25 179V180H24ZM24 179H20L21 183L19 180L16 181V184H19V186H21L20 189H22V192L18 193V197L17 195H15L16 193H9L8 191V186L7 184H5L2 180H3V176L1 177L0 176V196L2 194L3 198H6L4 196H7V195H11L10 197H13V198H9L11 201H13V199L15 198V200H17V205H19L21 202H23L21 204V208H23L24 210L29 209V206L27 205H30L31 203V198L33 197V192H32V185H31V182L32 180L29 179V178H24ZM28 179V180H27ZM152 179V180H151ZM160 179V181H159ZM171 179V180H170ZM176 179V180H175ZM193 179V180H191ZM208 179V180H207ZM237 179V180H235ZM131 180V181H130ZM136 180V181H134ZM142 180V181H141ZM165 180V182L163 181ZM195 180V181H194ZM207 180V181H206ZM233 180V181H232ZM241 180V181H240ZM24 181H27V182H24ZM123 181V182H122ZM155 183H154V182ZM162 181V183H160ZM178 181V182H177ZM182 181V182H180ZM192 183H190V182ZM194 181V182H193ZM212 183L214 182V185L211 186V182ZM137 182V183H136ZM141 182L143 184H141ZM168 182V183H167ZM185 182V183H184ZM190 184H189V183ZM23 183V184H22ZM152 183V184H151ZM158 183V185H157ZM187 183V184H186ZM200 183V184H199ZM22 184V185H21ZM26 184V186H25ZM148 184V185H147ZM224 184V186H223ZM262 184L260 182H258L257 184H254V185H251V189L252 190H259L258 186ZM4 185V186H3ZM31 185V187H30ZM124 185V186H123ZM131 185V186H129ZM135 185V186H134ZM146 185V186H145ZM184 185V186H183ZM206 187H204V186ZM258 185V186H257ZM28 186H29V189H28ZM123 186V187H122ZM138 186V187H137ZM157 188H156V187ZM190 186V187H189ZM222 186V188L220 187ZM7 187V188H6ZM25 187V188H24ZM128 189H127V188ZM137 187V188H136ZM144 187V188H143ZM151 187V188H150ZM152 187H154L152 189ZM161 187V189H160ZM195 187V188H193ZM202 187V188H201ZM220 187V188H219ZM4 188V190H3ZM127 190H126V189ZM140 188V189H138ZM143 188V189H142ZM182 188V189H181ZM257 188V189H256ZM7 189V190H5ZM27 189V190H26ZM126 190V191H122V190ZM174 189V190H173ZM190 189V190H189ZM213 189V190H212ZM228 189V190H227ZM134 190V191H133ZM142 190V191H141ZM156 190V192H155ZM173 190V191H172ZM189 190V191H188ZM210 190V191H209ZM212 190V191H211ZM3 191V192H2ZM151 191V192H150ZM202 191V195L199 196L198 195V192L201 193ZM229 191V193H228ZM232 191V193H231ZM2 192V193H1ZM8 192V193H6ZM31 192V194H30ZM174 192V194H172ZM182 192V193H181ZM186 193V192H189L190 194V197L192 198V201H191V204L190 202H184L185 201V198L184 197H187V193L186 194H183V193ZM217 192V193H216ZM221 192V193H220ZM247 192V191H246ZM245 192V194H246ZM127 195H125V194ZM134 193V194H133ZM147 193V194H146ZM149 193V194H148ZM153 195H151V194ZM170 193V195H169ZM179 193V194H178ZM220 193V194H219ZM225 193V194H224ZM234 193V194H233ZM249 193V192H247ZM4 194V195H3ZM133 194V195H131ZM146 194V196H145ZM165 194V195H164ZM168 194V196H167ZM176 194V195H175ZM210 194V195H208ZM131 195V197H130ZM140 195V196H139ZM193 195V196H192ZM214 195V196H213ZM216 195V196H215ZM229 195V196H228ZM16 196V197H14ZM19 196H20V199H19ZM27 196V197H26ZM129 196V197H128ZM142 196V197H141ZM159 196V197H157ZM162 196H164V200L162 198ZM209 196V197H207ZM227 196V197H226ZM135 197V198H134ZM138 197V199H137ZM148 197V199H147ZM203 197V198H202ZM211 197V198H210ZM213 197V198H212ZM244 197H247L246 195H244ZM23 198V199H22ZM30 198V199H29ZM35 197H33L32 201L34 200ZM145 198V199H144ZM157 198L159 200H157ZM171 198V199H169ZM176 198V200H175ZM178 198V199H177ZM199 200H198V199ZM30 202L27 204L26 202L24 203L25 200L29 201ZM123 199V200H122ZM127 199V200H126ZM135 199V200H133ZM168 199V200H167ZM221 199V200H220ZM132 200V201H130ZM161 200V201H160ZM167 200V202H166ZM201 200V201H200ZM20 201V202H19ZM128 201V202H127ZM153 201V202H152ZM156 201V202H155ZM158 201V202H157ZM133 202V203H132ZM149 202V203H148ZM181 202V203H180ZM261 202V203H260ZM258 203L257 206L259 207H262L261 210L264 211V201H260ZM33 203V202H32ZM153 203V205L151 204ZM163 203V204H162ZM199 203V204H197ZM243 203H247V201H244ZM26 204V205H25ZM34 204V203H33ZM31 204V205H33ZM131 204V205H130ZM146 206H145V205ZM157 204V205H156ZM160 204V205H159ZM165 204V205H164ZM263 204V205H262ZM149 205V206H147ZM152 205V207H151ZM159 205V206H158ZM187 205H191V206H187ZM24 206V207H23ZM155 206V207H154ZM158 206V207H157ZM193 206V207H192ZM200 206V207H199ZM246 206V207H245ZM13 208L15 206H12ZM38 207V206H37ZM161 207V208H159ZM172 207V208H171ZM187 207V208H186ZM243 208L242 211H243V214H242V217L240 219V222H243V223H246L248 224V220H244L243 221V218L245 219V216H251V215H254L253 212H251L249 210V207L250 205L248 204H243L242 205ZM124 208V209H123ZM126 208V210H125ZM171 208V209H170ZM246 208V210H245ZM247 208H248V211H247ZM22 209V210H23ZM27 209V210H28ZM131 211H130V210ZM173 209V210H172ZM186 209V210H185ZM124 210V211H123ZM133 210V212H132ZM206 210V211H205ZM126 211V212H125ZM172 211V212H171ZM176 211V212H175ZM192 211V212H191ZM170 212V213H169ZM174 212V213H173ZM195 212V213H194ZM248 212V213H246ZM129 214H130V217H129ZM182 214V215H181ZM173 215V216H172ZM177 217V218H176ZM235 218H238V215L236 216V214L234 215ZM181 218V219H180ZM220 218H222L220 216ZM168 219V220H167ZM170 219V220H169ZM188 219V220H187ZM224 223H229V221L227 219H222ZM195 221V222H194ZM220 221V220H219ZM257 224H259V226H264V217L261 219L259 217H257V220H256ZM129 221H125L124 222V225H127ZM214 222V223H213ZM175 223V224H174ZM136 225H139L138 222H135ZM148 224H153L155 225V223L149 221ZM186 224V225H185ZM189 224V225H188ZM193 224V226H192ZM189 227L190 229H186L185 227ZM214 226H217V227H214ZM187 227V228H188ZM213 227V228H212ZM193 228V229H192ZM232 228V229H231ZM183 229V230H182ZM199 229V230H198ZM254 229V230H253ZM182 230V231H181ZM188 230V231H187ZM231 230V231H230ZM179 231V232H178ZM181 231V232H180ZM245 231V232H244ZM183 232V233H182ZM185 232V234H184ZM249 232V233H248ZM236 235H235V234ZM198 234V235H197ZM248 235V236H247ZM202 236V237H201ZM250 236V237H249ZM182 237V238H181ZM241 237V238H239ZM214 238V239H213ZM246 238V239H244ZM200 239V240H199ZM218 239V240H217ZM188 240V239H187ZM186 241V240H185ZM249 241H252V243H249ZM191 242V240H190ZM222 242V241H221ZM232 248V246H230ZM256 248V249H255ZM223 249H228L227 247H223ZM250 249V250H249ZM248 250V251H247ZM188 252H193L191 248L188 249ZM222 251L219 250V252L215 249H213V247H209V249L206 247H202L201 248V252L199 255H202L204 257V259H194L195 261H198L200 262L201 261V264L202 263H206V261L209 263V264H212V263H224V262H228L227 258L224 257L223 255H221ZM216 253V254H215ZM242 253V254H241ZM218 254V255H217ZM144 256V255H143ZM218 256V257H217ZM220 256V257H219ZM240 257V258H241ZM242 257V258H243ZM122 260L126 261V262H122L121 261V264L123 263H129L131 262V260H134L136 261L131 253V256L130 257H126V254H124L122 257ZM131 258V259H130ZM133 258V259H132ZM246 258V256L244 257ZM130 259V260H129ZM128 260V261H127ZM213 261V262H212ZM215 261V262H214Z\"/></svg>","mask_w":264,"mask_h":264}]
</instances>
